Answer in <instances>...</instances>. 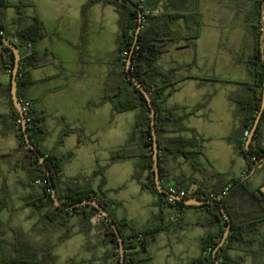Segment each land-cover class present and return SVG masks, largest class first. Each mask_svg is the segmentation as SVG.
Masks as SVG:
<instances>
[{
	"label": "crops",
	"instance_id": "crops-1",
	"mask_svg": "<svg viewBox=\"0 0 264 264\" xmlns=\"http://www.w3.org/2000/svg\"><path fill=\"white\" fill-rule=\"evenodd\" d=\"M28 1L33 2V5L24 8L25 15L22 25L28 26L32 23L33 18L38 17L44 23L46 31L45 37L36 45V51L42 60L31 69L35 83L25 93L26 100L36 110L46 112L48 115L46 125L50 133L42 141V146L46 150L54 149L61 130L67 125L82 128V136L72 133L58 148L59 155L64 158V178H79L78 181H75L74 186L98 190L102 178H90L89 175L99 165L106 166L110 163L113 151L129 142L138 115V111H134L135 115L129 117L131 126L125 131L123 130L125 128L119 129L120 120H125L122 115L129 112L117 113L110 103L99 105L104 97L105 82L110 72L116 68L115 52L119 16L115 20L113 37L106 42L107 36L102 33L103 19H106V15L105 17L97 15L93 18L86 16L83 8L88 0L79 1V5L75 9L76 33L70 38L66 36V39L59 40L64 47L61 48V60H57V53L50 40L59 35L64 22H73V19L69 17L71 14L60 12L56 18L59 21V26L56 25L52 30H48L45 19L40 13L38 1ZM134 1H138L147 10H155V12H184L174 8L178 7L179 3L186 2L184 4L189 3V11L184 13H197L200 15L201 21L206 8L211 3L210 0ZM234 1L237 3L236 6H242V0ZM13 2L18 3L19 0H13ZM46 2L53 7H56L58 2L61 4L63 2L65 6L67 4V0H46ZM214 3L217 6H222L219 0H214ZM96 6L102 7L103 13L106 9L114 7L105 6L102 3H97L93 7ZM9 9H14V13L9 14ZM9 9L4 24L9 32L15 33L18 29L19 9L17 7ZM79 9L83 11L81 16L78 15ZM113 12L117 13L115 7ZM112 19L114 18L112 17ZM93 23L98 24L96 27L98 30L91 40L94 50L91 55H88V47L90 48L88 36L93 34ZM202 39L203 34L200 32L196 47L189 46L183 41L174 43L169 46L159 60V66L165 70L178 64L194 62L191 67L176 72V79L181 81L178 84V90L167 98L164 105L167 109L177 107L192 109L206 100L208 101L204 108L185 121V125L190 130L205 139L202 143L199 138L197 139L202 147L200 149L195 146L179 147L182 151L196 152L198 150L202 151V154L191 159L181 153H164L161 160L165 180L164 187L173 185L199 194V192H208L217 187L218 175H224L227 176V179L244 178L252 190L258 191L264 188V167L258 166L252 172L247 173L246 159L229 141L233 130L239 126L241 121L238 107L231 100V95L239 90L238 82L250 81L253 78L248 70V59L245 56L238 59L232 54L233 58H229V64L237 70L238 78L222 79L212 72L215 63L208 64L205 61L206 56L201 52ZM252 47L248 49L249 54L252 52ZM99 52L104 55L102 59L98 55ZM180 52L185 57L177 60L170 59L172 55H175L174 53L180 55ZM6 59L7 57L0 52V200H8V208L0 216L3 221L0 226V244H7L11 250L7 252L6 256L0 253L2 257L0 262L7 258L16 259L17 255H26L32 260L45 261L46 252L41 254V251L47 246L45 240L47 235L56 232L54 236L58 242H68L77 237L80 239L82 247L85 246L89 250V255L79 261L81 264H116L115 257L109 255V252L113 251V244L103 242L105 235L102 216L99 215L92 219L94 228L88 234L81 231L84 215L71 217L69 221L72 234L67 237L68 232L65 228L56 227L46 218L47 214L52 212L51 209L35 210L29 205L32 202L30 200L32 195L30 184L36 176V170L30 165L25 151H19L14 115L15 105L3 93L5 87L11 82ZM65 61L73 62L74 66L72 65L68 69ZM94 71H96L95 75L92 73ZM245 72L250 75L247 79H244L247 74ZM168 137L177 138V140L178 138L193 139V134L188 131ZM117 138L118 143H116ZM5 143H8L7 147H5ZM170 148L178 147L171 144ZM143 153H147V150L137 142L129 153L130 158L112 164L105 175V190H107L108 196L121 203L120 206L112 208L114 217L117 220L126 219L137 230L162 224V211L157 206V196L143 189L141 184L133 178L136 164ZM72 165H75L73 170L69 168ZM146 176L147 173L144 174V177ZM12 186L17 187L16 191H12ZM15 214L24 215L25 219L30 221V229L38 228L40 235H37L35 243H32L31 238L23 231H18L20 226L15 228L13 223L7 224ZM163 215L166 223L172 221L171 218L174 217L173 221L176 222V225L156 233L149 239L147 250L150 259L144 264H194V260L203 254L202 240L209 230L208 225L214 221L211 211L197 206L186 207L182 211L166 207ZM38 225L40 227H37ZM219 228L220 225L217 223L212 231L216 233ZM7 229L11 231L9 234H6ZM248 241L247 244L235 243L230 251V255L236 258L239 264L259 263L257 260L260 252L264 251V224L255 233L248 236ZM16 246L22 247V252L17 253ZM99 247L101 250H97ZM51 253L52 255L49 254L47 257L48 261L51 262L52 256L57 261L54 249Z\"/></svg>",
	"mask_w": 264,
	"mask_h": 264
},
{
	"label": "trees",
	"instance_id": "trees-1",
	"mask_svg": "<svg viewBox=\"0 0 264 264\" xmlns=\"http://www.w3.org/2000/svg\"><path fill=\"white\" fill-rule=\"evenodd\" d=\"M132 1L143 10L142 28L139 31L138 38L137 30L140 26L139 12L126 2L121 0H88L84 6V10L86 11L87 8L97 3H102L105 6L112 5L115 7L119 16L120 31L115 52L116 68L110 72L105 82L104 97L99 105L110 103L117 113L138 111L135 121V131L129 142L113 151L110 163L106 166L99 165L89 175L90 178H102L99 189L94 190L74 186L75 181H78L79 178H64V158L59 155L58 148L64 144L65 138L68 135L78 133L82 136V128L71 127L69 125L65 126L58 136L55 148L46 150L42 146V141L50 133L46 125L47 113L36 110L31 104L30 108L26 110V118L31 141L45 158L61 200L66 204H74L84 200H96L110 213L119 229L126 251V264H144V262L150 259L147 250L149 239L154 237L156 233L176 225L175 221L166 223L163 215L164 209L169 207L182 211V209L191 206H187L180 201H176L175 205L168 204L167 195L161 193L157 188L153 159L151 108L143 93L128 76L126 69L128 59L133 54L132 73L149 92L156 109L157 122L155 127L159 141L160 165L162 163V156L166 152L181 153L183 156L191 159L202 154V151L198 150L196 152L182 151L179 147L195 146L199 147V149L202 147L197 139L199 138L201 143L205 139L199 137L195 131L190 130L185 125V121L188 117L195 115L200 109L204 108L208 101L206 100L204 103L192 109L179 107L167 109L164 106L166 100L178 90V84L181 81L176 79V72L180 69L191 67L194 65V62L178 64L169 70H165L159 66L161 56L168 50L170 45L183 41L189 46L196 47L202 27L200 15L194 12H155V10H147L138 1ZM251 2L252 5L247 18V29L250 32L253 47L252 52L249 54L247 65L253 78L250 81L239 82V90L231 95V100L238 107V114L241 117V121L229 137V141L235 145L237 151L246 159L247 173L252 172L258 166L264 167V163L258 162L259 157L264 156V114L253 136L250 149H246V142L249 137L245 136V133L247 131L251 133L253 129L261 108L264 90V59L261 49L264 0H251ZM1 5L0 33L4 37L9 38L15 46L19 47L21 52H23V47L27 44H31L33 47L30 55L22 54L21 67L18 74L19 97L23 102H28L25 98V93L35 83L31 69L37 66L42 60V57L36 51V45L46 35L45 26L38 17L33 18L30 25H22L25 15L24 8L33 5L31 1L19 0L18 3H14L13 0H1ZM11 7H17L19 9V17L17 20L18 29L15 33L9 32L7 26L4 24L6 11ZM136 40V47L133 50ZM0 49L2 54L7 57L5 61L6 66H8L12 76L15 55L9 48H3L1 46ZM3 93L14 104L11 82L5 87ZM14 115L19 139V151H25L30 165L36 170V176L30 184L32 187L30 200L32 202L29 205L34 207L35 210L43 208L51 209L52 212L47 214L46 218L56 227L61 226L65 228L68 232L67 237H70L72 234L69 219L75 215H84L81 231L85 234L90 233L94 228L92 219L99 216V211L91 206L66 210L55 205L46 172L37 154L28 147L25 141L21 116L16 108H14ZM188 131L192 132L193 139L178 138L177 140V138L168 137L172 134H182ZM137 142L147 150V153H143L139 157L133 178L141 184L143 189L157 196V206L162 211L161 225L149 226L142 230H137L132 227L126 219L117 220L114 217L112 208L120 206L121 203L110 198L107 190H105V175L107 170L112 164L130 158L129 153ZM171 144H175L178 148L171 149ZM145 173H147L146 177H144ZM161 179L165 181L162 166ZM37 180H42L44 183L37 185ZM218 188L219 190H217ZM226 189L228 190L226 191ZM225 191L226 194L224 195L223 193ZM219 197L232 220V230L225 245L219 250L218 258L221 264H239V261L230 255V251L233 249L235 243H249L248 236L255 233L264 224V193L261 189L258 191L252 190L244 178L227 179V176L218 175L217 187L208 192H199L197 197L195 196L193 198L218 200ZM198 207L211 211L214 221L208 225L209 230L202 240L203 254L194 260V264H216L213 259V251L223 238L228 221L219 206L203 205ZM7 208L8 200H0V216ZM102 223L105 235L103 242L105 244H113V251L109 252V255L115 257L116 264H121L119 242L115 231L105 219H102ZM217 223L220 225V228L215 233L212 229ZM2 224L3 221L0 217V226ZM52 247L47 245L41 251V254L46 252L45 261L38 259L32 260L26 255H17L16 259L7 258L1 261L0 264H56L53 256L51 257V262L47 258L49 254L52 255ZM22 250V247L16 246L17 253L22 252Z\"/></svg>",
	"mask_w": 264,
	"mask_h": 264
},
{
	"label": "rangeland",
	"instance_id": "rangeland-1",
	"mask_svg": "<svg viewBox=\"0 0 264 264\" xmlns=\"http://www.w3.org/2000/svg\"><path fill=\"white\" fill-rule=\"evenodd\" d=\"M37 1L40 6L39 8L40 13L45 19L46 27L48 30H52L56 25L59 26V21L56 20V18L60 12L62 13L68 12L71 14L69 15V17L73 19V22H67V23L64 22L62 24V28L60 29L59 35L56 36V38H52L50 40L53 43L54 50L57 53V56H58L57 60H61V48H63L64 46H63V43H61L59 40L66 39L65 38L66 36H69L70 38L75 35L76 27H77L75 9L77 5H79V1L81 0H67L66 6L63 5V2L62 4L58 2L56 7H53L47 4L46 0H37ZM44 1H45V6H44ZM210 1L211 3H209L210 5L206 8V11L203 14V20H202V27H201V32L203 34L202 45H201L202 55L206 56L205 61L208 64L215 63L214 64L215 68L213 67L212 72H215L218 75V77H221L222 79H225V80L237 79L238 78L236 74L237 70L230 66L229 58H233L232 54H234L235 57L238 59L239 57L244 58V56L246 59H248L249 57L248 49L253 44V41L250 37V32L247 29V18H248L250 6H251V0H242L241 7L236 6L237 3L234 0H219L222 3V6H217V4L214 3V0H210ZM184 3L182 2L179 3L178 4L179 8L175 7L174 9L178 11H184V12L189 11V6H188L189 3L188 4H184ZM112 9L114 10V7H110L106 9L105 13H103L101 11L102 7H99V6L89 7L86 9V11L83 8L84 14L92 18L96 17L97 15H100V17H105L106 15V19L105 18L103 19L104 29L102 32L104 35L107 36L106 42L108 41L109 38L113 37V27L115 24V20L118 16L117 13L113 12ZM13 11L14 9H9L8 12L9 14H11ZM83 11L79 9L78 15L81 16ZM6 14H7V11H6ZM112 17L114 19H112ZM92 26H93V34L88 36L89 43H90V48L88 47V55H91V53L93 52L92 50H94L91 40H92V37L96 35V31L98 30V28H96L98 26L97 23H93ZM119 31H120V28L117 32V39H118ZM90 33H91V30H90ZM101 47H103L102 44H101ZM181 53L182 52H180V55H177L179 53H174L175 55H172L170 59L177 60L178 58L185 57V55L183 56ZM98 55L101 59L104 57L102 52H99ZM170 59L168 58L169 61ZM64 63L68 69H70L72 65L74 66L73 62L65 61ZM115 65H116V62H115ZM89 71L91 72L90 68H89ZM92 73H94L95 75L96 71ZM244 77H245L244 79H247V77H250V75L247 73L245 74ZM135 112L132 111L131 113L129 112V113H126L125 115H122L125 117V120L123 121L120 120L121 125L119 126V129L125 128L123 130L126 131L127 129L130 128L131 120H129V117L134 116ZM133 130L135 131L134 127L132 131ZM116 143H118V138L116 139ZM4 145H6L5 147H7L8 143H5ZM69 168L73 170L75 168V165H72ZM16 188H17L16 186H12V189H13L12 191H16ZM12 223L14 226H16L15 228H18L20 226L18 228V231L20 230L23 231L24 234H26L28 237L31 238L32 243H35L34 240H36L37 235L38 236L40 235L39 234L40 231L38 230V228L36 229V227L34 229H30V226H31L30 221L28 219H25L24 215L15 214L14 217L10 221L7 222V224H12ZM37 227H40V225H38ZM10 232L11 231L7 229L6 234H9ZM54 234L52 232L49 235H47V239L45 240L47 242L45 245H48V246L50 245V247L53 246L52 248L54 249V253L58 259L56 261V264H77V263L81 264L79 261L82 258H86V256L89 255L88 254L89 250H87L85 246L82 247V243L80 242V239H78L77 237H74V239L68 242L60 243L57 241ZM19 235L22 236L20 233ZM10 250H11V247H9L7 244L5 243L0 244V253H3L4 256H6L7 252ZM97 250H101V248L99 247L97 248ZM263 252H260L259 259L257 260L259 263L257 264H264V253ZM1 258L2 257L0 254V259ZM73 259H75V261H72ZM249 264H252V263H249Z\"/></svg>",
	"mask_w": 264,
	"mask_h": 264
},
{
	"label": "water",
	"instance_id": "water-1",
	"mask_svg": "<svg viewBox=\"0 0 264 264\" xmlns=\"http://www.w3.org/2000/svg\"><path fill=\"white\" fill-rule=\"evenodd\" d=\"M121 1L126 2L129 6H131L133 9H135L139 12L140 26L137 30V38H138L139 31L142 28L143 10L141 9L140 6L135 4L132 0H121ZM1 8H2V5H1V0H0V11H1ZM262 23H263V36H262L261 49H262V54H263V59H264V8H263V15H262ZM136 43H137V40L135 42L133 50L136 47ZM0 45L3 46V48L11 49L15 55V64H14V68H13L12 76H11L12 98L14 101L15 108L18 110V112L21 116L22 130H23V135H24L25 141H26L28 147L30 149H32L37 154L41 164L43 165L44 171L46 172V175H47V179H48L50 186H51L52 198L55 202V205L57 207H60V208L66 209V210H72L74 208L85 207V206H91V207H94L95 209H97L99 211V215H101L103 217V219H105L106 222L109 223L112 226V228L114 229L115 234L118 238V242H119L120 256H121L120 262H121V264H126V251L124 248L122 236L119 232V229H118L116 223L114 222L113 218L111 217L110 213L106 210V208L103 207L102 205H100L96 200H84V201L74 203V204H66L59 197L57 188L54 184V180H53L52 175H51V172H50V170L46 164V160L43 157V155L41 154V152L39 150H37L34 143L31 141V137H30V134L28 131V122H27L26 114H25L24 108H23V102L19 97L18 74H19L20 67H21V59H22L21 51H20L19 47L15 46L9 38L4 37L1 33H0ZM132 63H133V54H131L130 58L127 61V65H126L127 73H128L129 78L132 79V81L136 85V87L143 93V95L145 96V98H146V100H147V102L151 108V118H152L151 128H152V136H153V150H154L153 159H154L155 182H156L158 190L161 193L168 194V191L164 187V185L162 183V179H161V165H160V157H159L160 149H159V141H158V136H157V129L155 127L156 122H157L156 109H155L154 103L152 101V98H151L149 92L144 88V86L140 83V81L133 75L132 69H131ZM263 114H264V90H263V98H262L260 111L258 113L256 120H255L253 129L250 133V136L246 142V149L247 150L250 149V145H251V142L253 140V136H254L256 130L258 129V127L260 125ZM258 162L264 163V156H260ZM261 190H262V192H264V188H262ZM178 201L184 203L187 206H197L198 207V206H203V205H216V206H219L221 208L223 215L225 216L226 220L228 221V226H227L226 231L224 232L223 238L221 239V241L218 243V245L216 246V248L213 251V259H214L215 263L221 264V261L218 258V252L225 245V243H226V241L230 235V232L232 230V220H231L229 214L227 213V211L224 207V204L221 201L210 200V199H205V198H189V199L178 198Z\"/></svg>",
	"mask_w": 264,
	"mask_h": 264
},
{
	"label": "built area",
	"instance_id": "built-area-1",
	"mask_svg": "<svg viewBox=\"0 0 264 264\" xmlns=\"http://www.w3.org/2000/svg\"><path fill=\"white\" fill-rule=\"evenodd\" d=\"M32 49L33 47L31 46V44H27L23 47V52H21V54H24V55H30L32 53ZM21 51V50H20ZM0 52H1V49H0ZM23 102V101H22ZM31 106V103L30 102H23V108H24V112L26 114V110L28 108H30ZM245 136L249 137L250 136V133L247 131L245 133ZM44 182L42 180H37L36 181V184L37 185H42ZM163 185L165 183V181H162ZM167 191H168V194L167 195V202L168 204L170 205H175L176 204V201H178V198H181V199H189V198H193V197H197L198 194L196 193H191L189 191H186V190H183L181 188H178L176 186H173V185H169L168 187H166ZM228 189H226L227 191ZM226 191L223 193L224 195L226 194ZM217 201H220V197L218 198ZM171 220H175L174 217L171 218Z\"/></svg>",
	"mask_w": 264,
	"mask_h": 264
}]
</instances>
